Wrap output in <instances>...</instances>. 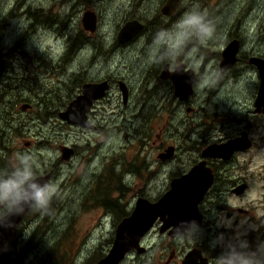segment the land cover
Listing matches in <instances>:
<instances>
[{
	"label": "rangeland",
	"instance_id": "374dc122",
	"mask_svg": "<svg viewBox=\"0 0 264 264\" xmlns=\"http://www.w3.org/2000/svg\"><path fill=\"white\" fill-rule=\"evenodd\" d=\"M185 1L173 19L162 20L156 13L160 0H133V4L132 0H0V49L6 59L0 77V156L8 165L15 163L17 153H35L37 174L52 172L51 182L59 190L49 211L30 210L18 226L22 225L16 240L18 249L31 238L34 245L21 264H96L110 251L119 224L107 202L118 201L122 210L131 212L138 198L158 195L166 186L165 174L156 178L152 175L160 165L154 161L162 146L176 143L165 134L160 140L157 134L167 123L163 108L172 110L177 102L173 84L160 75L166 64L174 69L181 62L195 72L211 74L218 48L216 44L215 49L201 47L196 53L198 63L184 55L174 62L161 60L164 50L150 48L153 38L119 45L116 28L137 13L156 33L170 28L194 7L208 13L216 22L218 34L236 20L264 21V10L253 7L256 0ZM250 11L255 13L253 20H249ZM86 12L95 14L94 34L83 27ZM144 72L147 75L142 81ZM81 75L115 79L106 99L94 109L99 125L96 132L82 131L59 116L79 92L80 85L75 81L83 78ZM148 80L153 87L146 92ZM118 81L131 90L126 105ZM209 85L215 82L206 77L195 97V112L182 108L186 123L171 112L168 136L180 139L176 128L186 134L187 123L198 120L200 108L212 117L215 109L206 99L212 102L224 97L226 87L207 89ZM150 99L154 109L140 108ZM24 105L30 108L23 110ZM150 112L154 113L149 116ZM155 122L160 126L152 132ZM74 146L77 155L64 159V148ZM98 150L103 153L102 161L90 165L88 160ZM180 154L181 150L177 152L178 164L192 159ZM258 160L264 162V151ZM130 166L138 173H126ZM111 178H115V184ZM108 182L113 185L103 189ZM154 233L149 231L141 242L148 250L141 262L133 261V256L121 264H180L186 251L198 243L189 238L172 241L166 233ZM170 257L173 261L168 260Z\"/></svg>",
	"mask_w": 264,
	"mask_h": 264
},
{
	"label": "flooded vegetation",
	"instance_id": "af4514ba",
	"mask_svg": "<svg viewBox=\"0 0 264 264\" xmlns=\"http://www.w3.org/2000/svg\"><path fill=\"white\" fill-rule=\"evenodd\" d=\"M144 1L146 0H137V2ZM168 1L160 0L156 8V13L162 20L173 19L178 14L182 4L186 2L179 0L176 11L172 15H165L163 9ZM253 7L264 10V0H256ZM248 16L249 20H253L255 13L250 11ZM260 18L262 20V15ZM128 20H125L115 30V37L119 45H129L142 38H153L155 35L154 27L140 14L134 13L132 20ZM128 22H135L139 27L141 26V29L131 40L120 43L118 40L119 32ZM231 23L233 25H227L223 33H217L216 38L207 43L208 47L212 49H215V44L218 48L215 49L214 54L216 68L211 74L204 71L195 72L188 64L181 62L174 69L171 68V64H166L160 75L162 80L173 84V97L177 105L172 110L163 108L167 123L163 129H160L157 138L162 140V135L165 134L167 139L175 140L176 146L169 144L168 148L162 146V149H159L158 156L154 161L156 164H160L159 169H156L152 175L156 178L159 174H165L167 176L166 181H164L166 186L158 195L147 196V200L150 205L159 203L171 191L173 181L188 177L194 169H198L201 174L205 173V177L210 178L212 182L210 186L208 185L209 188L203 198L198 202L193 197L184 198L186 202L194 201L193 206L189 207L190 209L184 207L182 209H185V213L193 212L192 220L200 225L202 233L196 239L198 243L186 251V255L183 256L180 264H183L187 258L191 259L190 264H214L213 258L219 255L221 248L218 246L213 248L211 241L220 233H223L226 239H232L237 232L243 233V238L248 240L253 247L259 242H264V162L258 160L259 153L264 151V97L262 101L258 102L260 88L263 85L262 76H264V21L255 20L246 23L241 21L240 23L239 20H236ZM166 69L169 74L178 75V79L186 87L194 82L192 85L193 92L189 97L180 99L175 95L176 84L172 77L167 79L161 77L163 73L167 74ZM146 75L147 73L143 75L142 81ZM81 76L83 78H80L78 82L75 81L76 84L80 85L79 92L75 93L69 105L82 96L85 85H98L106 82L109 90L99 99L93 100L90 111L87 113L88 127L69 125L76 126L82 131L96 132L99 130V125L95 120L94 109L106 99L115 86V79L91 75ZM206 77L215 82L214 86L209 85L207 89L226 87L223 91L224 97L218 96L212 102L206 99L208 104L215 109L212 117L209 116L206 109L200 108L198 109V120L194 123H187L186 134L180 128H176V135L180 139L168 136L172 119L171 112L175 118H180L182 123H186L181 117L182 108L186 107L187 112H195L194 109H197L194 106L195 97L198 88L202 87V82L206 80ZM122 84L125 82L118 81L119 88ZM235 86H238L239 89H236ZM150 87L153 85L148 80L145 84L146 92ZM127 90L129 99L131 90L128 87ZM149 93L147 96L150 95ZM128 99L127 102L123 100L125 105L128 103ZM140 108L154 109L153 102L150 99ZM153 113L150 112L149 116ZM159 126L160 122H155L150 131L153 132ZM65 149H68L70 158L77 155L75 146ZM100 150L96 151L95 155L88 160L90 165L102 161L103 153ZM179 150H181L180 156L192 157V159L178 164L179 161L176 159ZM135 172L138 173V169L130 166L126 173ZM37 175L39 176V174ZM199 176H197L199 179L204 180L205 177L200 178ZM111 179L115 184V178ZM113 183L108 182L103 189H107ZM136 203L131 212L122 210L118 201H109L107 205L112 207L110 210L118 216L120 223L133 213ZM171 214L174 213L170 211L164 216H159L150 231L155 232L154 235L166 233L172 241H175L178 239L176 235L178 224L173 222ZM221 218L226 219L231 227L219 226L218 221ZM141 246L145 249L143 253L139 254L136 250H132L125 260L133 259L135 256L133 261L140 260L141 262L148 255L144 243ZM191 253L193 254L190 255ZM152 258L154 259L155 256L153 255ZM168 260L173 261V258L170 257Z\"/></svg>",
	"mask_w": 264,
	"mask_h": 264
},
{
	"label": "clouds",
	"instance_id": "9594fccd",
	"mask_svg": "<svg viewBox=\"0 0 264 264\" xmlns=\"http://www.w3.org/2000/svg\"><path fill=\"white\" fill-rule=\"evenodd\" d=\"M216 35V22L209 18L206 11L194 7L170 28L158 30L150 48L164 50L165 55L160 57L161 60L174 62L177 57L184 55L187 60L198 63L196 53L214 40ZM58 192L55 183L42 180L37 175L35 153H17L11 168L0 169V226H12L11 218L24 215L26 211L46 213ZM218 224L231 227L224 218ZM201 233L202 229L195 220L183 221L176 229L180 241L185 238L197 239ZM243 236V233L237 232L232 239H226L223 233L215 237L211 246L220 247L221 252L213 258L214 264H264V242L253 247Z\"/></svg>",
	"mask_w": 264,
	"mask_h": 264
},
{
	"label": "water",
	"instance_id": "95a60500",
	"mask_svg": "<svg viewBox=\"0 0 264 264\" xmlns=\"http://www.w3.org/2000/svg\"><path fill=\"white\" fill-rule=\"evenodd\" d=\"M178 4L179 0H169L163 9V13L165 15H172L176 11ZM82 24L86 31L95 33L97 29L95 14L93 12H86L82 19ZM140 29L141 26L139 27L135 22L126 23L119 32V42L125 43L131 40ZM5 68L6 59L3 51L0 49V77L3 75ZM161 77L163 79L172 77L176 84L175 95L180 99H186L193 92L192 85L194 82L190 83L186 87V85L182 84V81L178 79V75H171L167 72V74L163 73ZM262 78L263 85L260 88L258 102L262 101L264 97V76H262ZM120 88L123 100L127 102V87L125 84H122ZM107 90H109V87L106 82L98 85H85L82 96L78 97V99L68 105L67 109L59 114L60 118L69 124L88 127L87 113L90 111L93 100L99 99L105 95ZM29 108V105H24L22 107L23 110H27ZM69 157L70 154L68 149H65L63 152V158L68 159ZM199 174H201V172L198 171V169H194L188 177L173 181L171 191L155 205H150L147 199L140 198L136 203V208L133 213L119 223L110 251L96 264H121L130 251L136 250L139 254L143 253L145 249L141 246L142 239L150 231L155 220H157L159 216H164L170 211L174 213L171 214L173 222L178 225L183 221H192L193 212L191 211L192 213H185V209L183 210L182 208H189L190 206H193L194 201L186 202L184 198L193 197L197 199L196 202H198L203 198V195L208 190L210 183H212L210 178L207 179L205 177V173L200 176ZM197 176L205 178L204 180H201ZM39 177L42 180L51 181L53 173L51 172L47 175ZM29 212L26 211L24 215L12 217V226L10 227L0 226V264H6L7 244L9 243L15 230L23 222ZM192 254L193 253L190 255ZM190 262L191 259L187 258L183 264H190Z\"/></svg>",
	"mask_w": 264,
	"mask_h": 264
},
{
	"label": "trees",
	"instance_id": "16d2710c",
	"mask_svg": "<svg viewBox=\"0 0 264 264\" xmlns=\"http://www.w3.org/2000/svg\"><path fill=\"white\" fill-rule=\"evenodd\" d=\"M1 154V153H0ZM14 164L9 163L8 165H5V160L3 156H0V169L4 168H11ZM115 206V205H114ZM112 208L111 206H108V209ZM20 228H22V225L18 227L13 236L11 237L9 243L7 244L6 249V264H21V259L25 258L27 254H29V251L33 248V238L23 247V249H18L16 245V240L18 238V234L20 232ZM13 257V258H11Z\"/></svg>",
	"mask_w": 264,
	"mask_h": 264
}]
</instances>
